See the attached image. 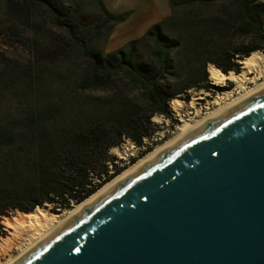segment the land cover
I'll use <instances>...</instances> for the list:
<instances>
[{
    "label": "trees",
    "instance_id": "16d2710c",
    "mask_svg": "<svg viewBox=\"0 0 264 264\" xmlns=\"http://www.w3.org/2000/svg\"><path fill=\"white\" fill-rule=\"evenodd\" d=\"M5 2L0 237L15 210L72 209L120 174L127 166L111 150L153 138V116L171 118L173 99L210 87V64L239 72L242 59L264 52V0H170L160 22L110 51L130 10L113 12L104 0ZM96 92L98 100H82Z\"/></svg>",
    "mask_w": 264,
    "mask_h": 264
},
{
    "label": "water",
    "instance_id": "95a60500",
    "mask_svg": "<svg viewBox=\"0 0 264 264\" xmlns=\"http://www.w3.org/2000/svg\"><path fill=\"white\" fill-rule=\"evenodd\" d=\"M14 264H264V85L188 130Z\"/></svg>",
    "mask_w": 264,
    "mask_h": 264
},
{
    "label": "bare ground",
    "instance_id": "6f19581e",
    "mask_svg": "<svg viewBox=\"0 0 264 264\" xmlns=\"http://www.w3.org/2000/svg\"><path fill=\"white\" fill-rule=\"evenodd\" d=\"M242 67L239 72L231 71L229 73L222 72L221 69L210 64L207 68L210 79L216 84L227 86L225 82L231 80L235 83L233 89H224L217 94L213 101L214 108L204 115L200 114V110L196 109L199 100L204 99V94L194 97L189 103L190 108H195L197 118L191 117L184 118L183 108L186 103L180 99L175 98L171 101V107L175 111L176 115L180 117L183 123H180L177 128L178 131L168 139H166L162 145L156 147L152 151L146 153L144 156L139 157L130 166L126 167L120 174L109 181L106 185L100 188L96 193L91 195L85 201L75 205L72 209H65L63 212H54L48 208L37 207L33 211L25 212L18 211L17 214L11 216H5L4 223L7 226L9 235L3 237L0 243L1 250L5 249L9 252L18 249L19 252L15 255H10V258L4 264H14L22 256L30 252L31 249L36 247L41 241L48 237L55 229L62 226L65 221L73 214H76L82 208L88 206L90 203L98 199L105 191L110 189L115 183L132 173L138 166L144 164L147 160L151 159L155 154L170 146V144L177 140L180 136L186 133L191 128L201 125L208 121L215 114L226 110L230 106H233L239 99L248 96L253 91L258 90L264 85V52L253 51L248 57L241 60ZM255 74L251 76V74ZM263 78V79H261ZM254 82L253 86H248V83ZM253 84V83H252ZM220 88V87H219ZM210 95V92L205 94ZM212 104V103H211ZM209 108V106L207 107ZM191 115V114H190ZM160 119V117H156ZM193 119V120H190ZM118 150V147L114 148ZM126 154V153H125ZM138 157V156H137ZM7 251V252H8ZM5 252V251H4ZM7 254V253H6ZM4 262V261H3Z\"/></svg>",
    "mask_w": 264,
    "mask_h": 264
},
{
    "label": "rangeland",
    "instance_id": "374dc122",
    "mask_svg": "<svg viewBox=\"0 0 264 264\" xmlns=\"http://www.w3.org/2000/svg\"><path fill=\"white\" fill-rule=\"evenodd\" d=\"M153 2H155V4L158 5V6H160V7H162L164 5V3H166L168 5V0H153ZM5 7H6L5 0H0V13L5 10ZM6 21H7V18L3 21V23L6 22ZM111 35L108 38V40H107V42H106V44L104 46V49L107 50V51H110L108 48L110 46L109 44H110ZM6 40L9 41L8 39H5V37H0V44H1V46H3V47H6L7 46ZM111 45L113 46L114 44H111ZM112 50H114V49H112ZM145 55H147V53ZM254 75H255L254 73L251 74V76H254ZM261 79H263V78H261ZM225 84L227 86H222L221 88H219L218 85H216L211 80V84H210V87L209 88L192 89V90H190V93L187 96L188 99H182V98H180V99H182L186 103V105L183 108V113H185L184 114V118L185 119H188V117L189 118H191V117L197 118L198 115H202V114L205 115L207 113V110L209 112L211 109H213L214 108L213 101L215 100L217 94H219L220 92H222L224 89H230L231 90V89H233V87H235V83L233 81L231 82V80H227L225 82ZM253 85H254V82L248 83V86H253ZM208 92H210V95H207L206 96L205 94L208 93ZM201 93L204 94L203 96H205V98L202 99V100L201 99L199 100L200 103L197 104L196 109L198 108V110H200V114H198L196 116L195 108H190L189 103L191 102V100L194 97L201 95ZM100 94H101L100 92L88 94L85 97H83L82 100L84 102L86 101V102H90L91 103V102H94L95 100H98V98L100 97ZM9 101H10V98H8L7 102H9ZM208 106H209V108H207ZM170 113L172 115L171 118H168V117L163 116V115H160V114H157V115L153 116L152 120H153V122L155 124V126H154L155 127V132H154L153 138H148V139L146 138L145 139V141H144L145 142L144 143L145 146L152 145V146H154L153 149H155L156 147L162 145V143L166 139L172 137L174 135V133H176L178 131L177 128L179 127L180 123H183L184 121H182L180 119V117L178 115H176L175 111L171 107V104H170ZM156 117H160V119H156ZM190 120H193V119H190ZM138 147H139V145H137L131 139H126L122 143L121 146H118L119 151L118 150H115L114 149L115 147H114L111 150V152H112V154H114V155L117 156V158H118L117 162L120 165H124L125 164L128 167L131 164L129 162V158L137 157V156L139 158L140 153L143 150H145L143 148H138ZM64 210H61L59 212H63ZM18 211H19V209L15 210L14 212H12L11 215L17 214ZM11 215H8V216H11ZM4 218H5V216L3 217V219H2L3 221L1 223L4 225L5 235H3V236L0 237V243H1V240L3 239V237H6L7 235H9V231L7 229V226L4 223ZM1 249H2V247L0 248V264H4L8 260V258H10V255H12V254L15 255V254H17L19 252L18 249H14V250H12L10 252L8 250H5V249L1 250Z\"/></svg>",
    "mask_w": 264,
    "mask_h": 264
},
{
    "label": "crops",
    "instance_id": "0c3cea01",
    "mask_svg": "<svg viewBox=\"0 0 264 264\" xmlns=\"http://www.w3.org/2000/svg\"><path fill=\"white\" fill-rule=\"evenodd\" d=\"M104 2L113 12L131 11L126 20L114 27L109 50L141 37L153 24L160 22L171 11L170 0L168 5L164 3L162 7L156 5L153 0H104Z\"/></svg>",
    "mask_w": 264,
    "mask_h": 264
},
{
    "label": "built area",
    "instance_id": "2783aa9c",
    "mask_svg": "<svg viewBox=\"0 0 264 264\" xmlns=\"http://www.w3.org/2000/svg\"><path fill=\"white\" fill-rule=\"evenodd\" d=\"M138 148H143V149H146L147 146L143 145V146H139ZM131 158H129V162H130Z\"/></svg>",
    "mask_w": 264,
    "mask_h": 264
},
{
    "label": "flooded vegetation",
    "instance_id": "af4514ba",
    "mask_svg": "<svg viewBox=\"0 0 264 264\" xmlns=\"http://www.w3.org/2000/svg\"><path fill=\"white\" fill-rule=\"evenodd\" d=\"M218 87H220V88H221V86H218Z\"/></svg>",
    "mask_w": 264,
    "mask_h": 264
}]
</instances>
